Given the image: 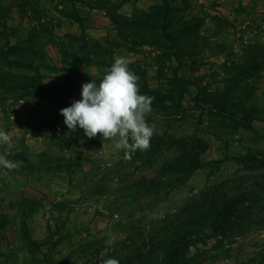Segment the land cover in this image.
<instances>
[{
	"label": "rangeland",
	"instance_id": "374dc122",
	"mask_svg": "<svg viewBox=\"0 0 264 264\" xmlns=\"http://www.w3.org/2000/svg\"><path fill=\"white\" fill-rule=\"evenodd\" d=\"M119 56L155 97L130 160L59 114ZM0 131V264H264V0H0Z\"/></svg>",
	"mask_w": 264,
	"mask_h": 264
},
{
	"label": "clouds",
	"instance_id": "9594fccd",
	"mask_svg": "<svg viewBox=\"0 0 264 264\" xmlns=\"http://www.w3.org/2000/svg\"><path fill=\"white\" fill-rule=\"evenodd\" d=\"M129 60L124 56L115 58L114 63L105 68V75L99 84L92 79L82 84L81 99L74 100L70 107L60 110L69 133L77 126L83 129L88 139L102 134L103 140H110L116 150H124V159L130 160L137 150L150 148L154 125L147 122L153 111L152 96L139 94L140 77L129 70ZM0 142L12 148L7 133L0 131ZM0 154V166L16 170L22 161L7 159ZM103 264H119L115 258L106 259Z\"/></svg>",
	"mask_w": 264,
	"mask_h": 264
},
{
	"label": "trees",
	"instance_id": "16d2710c",
	"mask_svg": "<svg viewBox=\"0 0 264 264\" xmlns=\"http://www.w3.org/2000/svg\"><path fill=\"white\" fill-rule=\"evenodd\" d=\"M204 149L205 148L203 147V150L199 152L203 153L202 151H204ZM200 164L201 163L198 161L197 156L194 155L193 153L184 154L182 156H179L177 159H175L172 165L167 166L166 171L167 172L175 171L176 174L188 176L192 174L194 171H196L197 169H199ZM163 169H164V166H163ZM237 219L240 220L241 218L238 217Z\"/></svg>",
	"mask_w": 264,
	"mask_h": 264
},
{
	"label": "crops",
	"instance_id": "0c3cea01",
	"mask_svg": "<svg viewBox=\"0 0 264 264\" xmlns=\"http://www.w3.org/2000/svg\"><path fill=\"white\" fill-rule=\"evenodd\" d=\"M0 154H3L2 152H0Z\"/></svg>",
	"mask_w": 264,
	"mask_h": 264
}]
</instances>
